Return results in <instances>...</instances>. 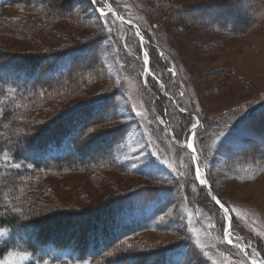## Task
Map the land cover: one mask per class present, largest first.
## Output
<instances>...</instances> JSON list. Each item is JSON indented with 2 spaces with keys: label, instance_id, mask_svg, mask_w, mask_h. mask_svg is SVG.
I'll list each match as a JSON object with an SVG mask.
<instances>
[{
  "label": "rangeland",
  "instance_id": "obj_1",
  "mask_svg": "<svg viewBox=\"0 0 264 264\" xmlns=\"http://www.w3.org/2000/svg\"><path fill=\"white\" fill-rule=\"evenodd\" d=\"M50 1L56 5L62 2ZM102 1L112 3L137 26L145 39L142 48L132 30L123 29L109 19L100 23L85 0H74L72 15L77 22H60L51 32L38 28L37 32L27 35H0V59L5 61L92 40L96 47V63L83 74L77 94L71 97L69 94L61 100L53 98L47 103L39 102L26 108V116L30 125L44 124L88 103L93 105L86 115L105 114L97 117L94 132L120 134L113 148L110 167L44 175L35 189L45 187L52 195L39 196L35 206L45 205L43 208L48 207V212L55 208L86 209L141 186L160 187L167 190L163 197H172L169 205L146 231L124 241L126 249L137 253L136 257L155 262L156 253L170 246L178 245L186 254L183 236L188 234L192 250L189 256L182 257V264H191V261L197 264L199 258L202 260L199 264H250L237 247L225 243L216 213L209 207L206 188L192 173V159L184 142L197 117L200 125L191 142L214 193L229 206L231 219L233 217L232 236L229 237L248 248L249 244L255 250L259 248L262 257L264 162L257 164L259 166L249 163L232 166L225 162L228 153L224 148L225 145L229 148L242 145L238 139L229 138L238 132L228 124L234 125L237 119L264 103V13L258 12L261 0ZM16 14L12 9L1 12L12 22H15ZM251 17L255 22L252 29L233 30V26L237 28ZM35 22L44 26L39 16ZM5 29L9 31L6 27L3 31ZM145 53L148 54L147 73ZM156 53L162 58L161 65H169L168 72L160 76L152 72L161 66ZM76 57L77 63H84L89 59L90 51ZM166 83L176 91L170 90L172 99L163 96ZM109 99V104L113 101L112 106L108 105ZM178 109L190 114L182 117ZM262 114L264 116V110ZM184 127L187 130L179 141L176 134H180ZM258 132L262 139L254 140V145L262 154L264 134ZM20 135V132L16 134L15 139ZM11 137L13 139L15 135ZM105 153L104 145L97 142L87 156L98 158ZM0 161L13 165L5 153L0 155ZM22 179L19 180L21 185L17 181L21 199L34 191L32 187H25L30 180ZM234 230H240L249 240ZM2 231L4 234L0 235V240L10 238L9 231ZM32 231L27 229V235ZM13 242L14 248L0 260V264H29L33 261L38 264L40 260L41 264H92L70 261L66 254L55 253L50 248L36 255L34 258L41 257L37 260L22 249L24 244L21 241L20 247L18 240L13 238ZM247 254L252 263L258 261L255 251L247 250ZM149 256L152 258H147ZM140 261L138 259L137 264ZM129 263L127 260L124 264Z\"/></svg>",
  "mask_w": 264,
  "mask_h": 264
},
{
  "label": "trees",
  "instance_id": "obj_2",
  "mask_svg": "<svg viewBox=\"0 0 264 264\" xmlns=\"http://www.w3.org/2000/svg\"><path fill=\"white\" fill-rule=\"evenodd\" d=\"M85 1L100 23L103 24L105 19L112 21L110 16H100L89 0ZM94 2L96 6H100L102 0H94ZM4 9L14 10L17 13V20L12 22L13 20L3 17L1 12ZM73 10L74 0H62L58 5L50 0H0V35L2 33H10L4 34L8 36L19 33L27 35L37 32L38 28L49 32L60 22H77L73 19ZM258 12L264 13V0H261ZM36 16L43 20L44 26L37 25ZM254 24V19L251 17L244 24L232 28L234 31L243 32L244 29H252ZM4 27L9 31L6 29L3 31ZM14 30H17L15 34L12 33ZM21 34L20 37H24ZM95 48L92 40H85L81 45L68 44L61 48L45 49L43 54L36 56L19 55L15 58H7V61L0 59V155L5 153L13 161V165L0 161V229L9 231L8 234L11 235L6 240H0V260L14 248V238L15 241L18 240L19 247L20 241L24 244L22 249L31 257L50 248L55 253L66 254L70 261L75 262L124 264L130 260L129 264H137V260L141 259L139 264H182V257L186 254L189 256L192 250L191 245L188 244V234L183 236L184 245L187 247L186 254L178 245L170 246L156 253L155 262L136 257L137 253H131L130 249L125 248L124 241L146 231L150 224L164 213L172 198L163 197L166 189L141 186L99 205L79 210L55 208L48 212V207L43 208L45 205L35 206L38 205L39 196L52 195L50 191L45 190V187L39 188L38 191L35 189L44 175L88 172L112 165L113 148L117 145L120 134L102 135L94 132L97 117L105 114L86 115L92 110L93 104H83L82 107H78L79 110L74 108L44 124L36 122L30 125V119L26 116V108L36 106L39 102L47 103L53 98L59 97L58 99L61 100L69 94V97L76 95L83 74L89 72V67H93L96 63ZM88 51H90L89 59L83 61L84 63H77L76 56L84 55ZM157 59L161 65L162 60L158 56ZM168 66L167 63L166 65L162 63L160 67H155L151 71L160 76L168 72ZM170 90L173 89L169 83H166V91L171 94ZM173 91L176 93L175 90ZM110 101L109 99L108 105L112 106L113 101L109 104ZM263 110L264 103L237 119L234 125L228 124L231 129L238 132L232 137L228 135L229 138L238 139L237 141L242 145L229 148L223 144L228 153L226 163L232 166L236 163L259 166L257 164L264 162V153L260 154V150L254 145V140L262 139L261 135L257 134L258 131L264 134ZM186 130L184 127L180 134H176V139L179 141L183 139ZM19 132L20 138L15 139ZM12 134L15 135L13 138L15 140L12 139ZM97 142L104 145L105 155L98 158L88 157V151ZM199 164L203 167L200 162ZM20 178L30 180L25 187L34 189L22 199L19 198ZM208 180L214 188L209 177ZM205 195L209 207L216 213L222 232L224 227L222 215L210 201L207 190ZM215 195L229 208L227 203L216 193ZM232 223L233 217L231 229ZM29 228L33 230L31 235H27L26 232ZM236 234L243 236L240 230ZM243 237L249 240L248 237ZM256 249L261 254L262 251ZM191 262L194 264V261ZM200 262H202L200 258L196 259L197 264ZM29 264L36 263L33 261ZM38 264H41V260Z\"/></svg>",
  "mask_w": 264,
  "mask_h": 264
},
{
  "label": "water",
  "instance_id": "obj_3",
  "mask_svg": "<svg viewBox=\"0 0 264 264\" xmlns=\"http://www.w3.org/2000/svg\"><path fill=\"white\" fill-rule=\"evenodd\" d=\"M118 18H119V16H118ZM199 124H200V122H199L198 118L196 117V123H195V125L198 127ZM197 127L193 128L192 131H194ZM189 151H190V153H191L192 156H193L195 169L198 170L200 173H202V175H205V174H204V171H203V170L199 167V165H198L197 159H196V157H195V153H194L193 151H191L190 149H189ZM204 177H205V176H204ZM205 181H206V183H207L206 178H205ZM206 186H207V188L209 189L211 200L215 203V205L217 206V208H218V209L220 210V212L223 214L224 219L227 220L228 215L225 213V211H224L220 206L217 205L216 200L213 199L214 194H213V192H212L210 186L208 185V183L206 184ZM234 246L239 247V248H242V246H241L240 244H235ZM261 263L264 264L263 261H261Z\"/></svg>",
  "mask_w": 264,
  "mask_h": 264
},
{
  "label": "snow or ice",
  "instance_id": "obj_4",
  "mask_svg": "<svg viewBox=\"0 0 264 264\" xmlns=\"http://www.w3.org/2000/svg\"><path fill=\"white\" fill-rule=\"evenodd\" d=\"M101 15H103V12H101ZM144 64H145V72L147 73L149 71L147 65H148V54L145 53V59H144ZM197 127L195 124L193 125V128ZM189 147H191V145H189ZM197 178L199 179V172L197 173ZM205 180L204 179H200V184H204ZM213 199L216 200L217 204H220V201L218 199L215 198V196H213ZM221 207H223V205H221ZM230 229H231V225L229 224L228 227H226L224 229V233H225V239L228 240L229 236H230ZM3 231L0 230V235H3Z\"/></svg>",
  "mask_w": 264,
  "mask_h": 264
},
{
  "label": "bare ground",
  "instance_id": "obj_5",
  "mask_svg": "<svg viewBox=\"0 0 264 264\" xmlns=\"http://www.w3.org/2000/svg\"><path fill=\"white\" fill-rule=\"evenodd\" d=\"M195 151V150H194Z\"/></svg>",
  "mask_w": 264,
  "mask_h": 264
}]
</instances>
